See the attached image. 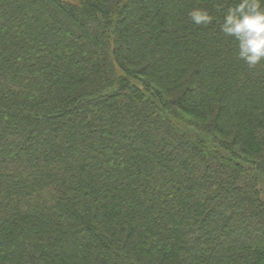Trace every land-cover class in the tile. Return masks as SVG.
<instances>
[{
    "label": "trees",
    "instance_id": "obj_1",
    "mask_svg": "<svg viewBox=\"0 0 264 264\" xmlns=\"http://www.w3.org/2000/svg\"><path fill=\"white\" fill-rule=\"evenodd\" d=\"M232 3L0 0V264H264V60Z\"/></svg>",
    "mask_w": 264,
    "mask_h": 264
},
{
    "label": "clouds",
    "instance_id": "obj_2",
    "mask_svg": "<svg viewBox=\"0 0 264 264\" xmlns=\"http://www.w3.org/2000/svg\"><path fill=\"white\" fill-rule=\"evenodd\" d=\"M222 12L217 22L220 32L237 42V57L249 67L264 60V0H234L227 6L216 5ZM189 16L195 25H209L215 17L207 8L194 7Z\"/></svg>",
    "mask_w": 264,
    "mask_h": 264
}]
</instances>
